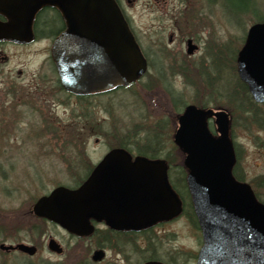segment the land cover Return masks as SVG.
Returning <instances> with one entry per match:
<instances>
[{"label": "water", "instance_id": "95a60500", "mask_svg": "<svg viewBox=\"0 0 264 264\" xmlns=\"http://www.w3.org/2000/svg\"><path fill=\"white\" fill-rule=\"evenodd\" d=\"M43 7L57 9L65 25L52 43L51 58L66 91L81 95L109 90L145 73L147 62L114 0H0L6 20L0 21V39L31 41L34 15ZM193 49L188 41L187 52ZM237 65L252 99L264 103V22L247 29ZM210 117L218 136L207 127ZM176 121L172 140L184 153L203 240L196 264H264V198L259 202L250 186L232 175L227 112L187 104ZM31 213L69 234L87 237L95 229L90 219L104 220L114 230H140L179 216L182 205L168 182L164 159L132 158L128 151L112 148L80 185L54 187L34 202ZM47 247L56 254L63 250L53 238ZM17 248L30 255L36 251L25 244ZM102 256L95 250L91 259Z\"/></svg>", "mask_w": 264, "mask_h": 264}, {"label": "rangeland", "instance_id": "374dc122", "mask_svg": "<svg viewBox=\"0 0 264 264\" xmlns=\"http://www.w3.org/2000/svg\"><path fill=\"white\" fill-rule=\"evenodd\" d=\"M225 3L226 0H216L211 7H208L206 3H199L201 15L197 19L185 16L179 25L181 28L179 39L182 35L201 34L206 42L202 45L206 46L201 48L200 55L187 62H168V59L158 54L162 61L148 62V70L138 82L127 88L107 92L99 100L94 99L95 105L97 101L99 103L94 107L93 118L90 113V121L93 119V123H96L99 118L100 126L98 130L89 129L96 132L86 137L85 145L74 141L85 140V137L80 136L81 132L85 136V131L77 129H54L49 135L45 134L46 136L42 135L39 138L32 131L8 133V145L0 146V153L3 150V156L0 155V240L2 237L4 242H9L31 236L28 235L29 230L32 229V225H35L39 229L31 234L35 235L39 248L34 259L41 264H80L82 259H89L96 245V237L86 239L73 237L54 224L37 221L30 214L29 209L39 196L48 193L53 187L74 186L72 179L78 174L75 172L82 171V175L85 174L88 167L96 164L103 154L117 143L115 136L119 138L128 130H132L135 124L141 126L143 134L144 127H151L160 120L166 122L165 132L168 136L164 140L163 151L170 154L173 159L169 168L171 180L178 177L179 170L183 168L179 164L182 154L172 141L173 132L177 126V111L169 102L167 89L178 93L185 101L184 104L198 100L197 102H204L208 106L215 104V108L229 110L232 118L230 136L236 148L238 160L236 167L238 169L245 167L248 179L264 171V160L260 157L261 148L263 151L264 146V126L258 124V118L259 123L264 124V118L260 119L264 116V110L257 108L256 117H254L252 114L248 115L228 108V102L223 96L213 95L215 99L210 100L208 88L201 77V70L204 71L205 80L206 71L216 76L217 73L214 70L218 68L223 72V79L230 80L228 75L232 72L228 57L239 50L249 25L254 22L249 14L239 15L233 22L226 14ZM244 5L252 7L259 17H264V0H254L252 4L245 0ZM228 7L234 9L237 6L233 0H229ZM127 10L131 27L144 52L151 56L150 59H158L152 55L151 46L153 45L149 40L150 36L155 35H150L151 32L148 30L152 23L150 15L142 10L141 3ZM208 13L209 15H204ZM55 22L53 28L57 30L60 24L57 20ZM179 39L177 42L180 41ZM163 42L166 43V37ZM210 48L215 55L218 54L219 49L220 55L223 54L227 58V64H224L223 68L219 66L220 62H216L217 57L213 60V64L209 62ZM171 49L168 50L175 52ZM222 74L217 75L216 78L222 77ZM221 80L222 78L218 79V81ZM224 85L223 82H219L217 87L224 89ZM214 100L215 103H213ZM59 112H62L60 108ZM214 127L216 130V126L211 125L212 129ZM130 146L134 149V145L130 144ZM132 152L136 154L134 150ZM252 179L253 185L257 186V179ZM261 191L262 189L257 190L260 199L264 196ZM184 200L186 205L188 199L185 193ZM185 210L176 219L137 235L136 241L142 249L138 250V247L135 254L131 255L132 260H136V264H140L150 254L155 256L154 259L158 258L167 263L195 264L196 254L201 245V236L198 227L191 223ZM49 236L61 244L63 248L61 255L51 253L47 249ZM22 258L18 257L10 264H31L26 258Z\"/></svg>", "mask_w": 264, "mask_h": 264}, {"label": "flooded vegetation", "instance_id": "af4514ba", "mask_svg": "<svg viewBox=\"0 0 264 264\" xmlns=\"http://www.w3.org/2000/svg\"><path fill=\"white\" fill-rule=\"evenodd\" d=\"M215 1L115 0L128 22L134 39L141 49L146 62H161L162 58L158 54L168 59V62H187V60L198 56L199 51L202 50L201 48L206 46L202 45V43L206 44L203 37L200 33H196L193 35H182L179 39V35H181L179 25L185 16L197 19L201 15L199 3H206L208 7H211L214 6ZM137 3L142 4V10L150 15L152 19L151 28L148 30L151 32L150 35H155L154 37L150 36L149 40L155 46H151V50H153L152 55L158 59H150L151 56L147 52H144L129 22L127 9H133ZM204 15H209V13ZM56 20L60 24L58 30L53 28ZM0 21H6L2 15H0ZM64 28L65 25L59 11L52 7H43L34 15L31 27V41L15 42L0 39V132H2L0 134V146L6 147L8 145V133L14 131H32L39 138L45 134L49 135L54 129L98 130L100 126L99 118L96 120V123H93V119L90 121V113L92 117L95 113L94 107L99 103L97 101L95 105L94 99L99 100L106 92L99 91L81 95L67 92L60 83L56 65L51 58L52 42ZM165 37L166 43L163 42ZM178 39L180 40L179 42H177ZM188 41L194 46L191 53L187 52ZM175 44L176 48L173 47ZM170 48H172L171 50H175V52H170L168 50ZM208 55L209 62H213L216 55L211 48ZM237 68V62H235V75L239 79ZM256 105L257 108L264 110V103H256ZM59 108L62 112H59ZM261 118H264V116ZM258 124L259 126H264V124L259 123V118ZM74 141L85 145L84 142L86 140L80 139ZM233 151L234 156L236 155L233 171L237 179L240 182L248 183L254 193L258 189H262L261 192L264 194V171L258 172L253 177H250L251 179H248L245 167L242 166L241 169L236 167L238 160L235 147H233ZM0 155L3 156V150ZM260 157L264 160V146L263 151L261 148ZM90 171H85V177ZM252 178L257 179V186L253 185ZM29 211H31V207ZM36 220L40 222L42 219ZM90 220L96 226L97 236L92 234L86 238H97L93 251L101 250L103 256L99 261H93L91 255L89 259H82L80 264H84L87 261H90L92 264H136V260L133 261L131 255L135 254L138 247L140 250L142 249V246L136 241L137 235L142 231L137 232L133 229L114 230L109 228L104 220ZM44 222L47 223L46 220ZM161 224L163 223L156 222L148 230ZM33 229L32 227L29 230L30 234L28 235L31 236L24 237L21 240L4 242L1 237L0 264H10V262L16 260L18 257L26 258L31 264H41L40 261L34 259V256L38 252L39 244L35 239V235H32L36 233L35 229ZM51 237L49 236L48 239ZM18 244L35 247L36 251L33 255H30L19 250L17 248ZM113 255L115 256L112 257Z\"/></svg>", "mask_w": 264, "mask_h": 264}, {"label": "trees", "instance_id": "16d2710c", "mask_svg": "<svg viewBox=\"0 0 264 264\" xmlns=\"http://www.w3.org/2000/svg\"><path fill=\"white\" fill-rule=\"evenodd\" d=\"M228 1L229 0H226V3H225L226 7L225 6L224 7H225L226 14L228 15L229 18H231V20L233 22H235L237 20V17L239 15L247 16L248 14L252 17L254 22H257V23L264 22V17H259L257 15L256 11L252 7H250L248 5H244L245 0H233L237 6L234 9H230L228 7ZM246 1H249L251 4L254 3V0H246ZM54 24H56V22ZM236 55H237V52L235 51L233 56L228 57L229 62H231L230 69L232 72V74H231L229 71L230 75H228V76H230V80H228V79L224 80L223 74H222L223 72L221 70H219L218 68L216 70H214L217 73L216 76L217 75L219 76L220 74H222V77L221 76L219 78L213 77L212 73H209L206 71L205 72L206 79L204 80V78H203L204 71L201 70V68H200L202 81L206 85V87L208 88L209 95L211 96L210 100L213 101V99H215L213 97V95L215 97H216V95H219V97L223 96V98L225 100H227V102H228V105H229V106H227L228 108L230 107V108H232L233 111H238L240 113H244V114H248V115L252 114V116L256 117L257 105L255 102H253V100L251 99V97L248 93V90H247L248 85L246 84V82L238 79L235 75ZM216 57H217L216 62H220L221 64H219V66H222V68H223L224 64H227V58L223 54L220 55L219 49H218V54L216 55ZM211 63L213 64L214 62H211ZM221 78H222V80L218 81V79H221ZM214 80H215V84H214ZM219 82H223L225 84L223 87L224 89H218L217 86H218ZM166 92H167L171 106L177 111L176 115H178L179 113L182 112L183 108L185 107V105H186V104H184L185 101H183L180 98L178 93H174L173 91L168 90V89L166 90ZM197 101H194L193 104H195L199 108H202V109H206L209 107L215 108V106H214L215 104L214 105L211 104V106H208L204 102L201 103V101H199V102H197ZM213 103H215V100ZM183 104H184V106H183ZM182 106H183V108L181 109ZM228 112H229V110H228ZM229 114H230V112H229ZM211 125H212V122L208 119L207 120L208 129H210V131H213V129L211 128ZM231 127H232V118H231ZM165 129H166V122L164 120H160L157 123H154L153 126H151V127H149V126L144 127L143 134H142L141 126L135 124V125H133L132 130H128L127 133H124L119 138H117L115 136V138L117 139V143L115 145H113L112 147L123 148L125 150L130 151V152H132V150H134L136 152V154H138L142 157L149 158V159L163 158L167 162L168 167L170 168L171 163L173 162V159L170 157V154L165 153L163 151L164 140H165L166 136H168V133L165 132ZM94 132H96V131H89L88 130V131H85V136H84L83 132L80 133V136H81V138L85 137V140H86L87 139L86 137L89 136L90 133H94ZM139 133H141V134L139 135ZM138 138H140V139H138ZM130 144L134 145V149H132ZM177 149H178V147H177ZM178 150L180 151V149H178ZM181 154H182V152H181ZM80 164L82 165L83 163L81 162ZM179 164L183 166L184 170H183V168L181 170H179L180 175L178 177H176L174 180H171V178H170L171 175L169 173L170 169L168 168V181H169L172 189L178 195V197L182 203V206H183V211L186 209L185 211H186V213H188L189 218L191 219V223L198 227L195 211H194L190 196L188 194L187 170L185 169L182 160L179 162ZM88 168L87 169L85 168L86 172H88L91 169V167H88ZM81 172H78V171L75 172L78 174L80 173L81 175L77 174V176L73 177L72 181L75 183L74 186H77L78 184H80L84 180L85 176L82 175ZM233 175L237 179V176H236L234 171H233ZM74 186H72V187H74ZM184 193L186 194L187 199H188V203L186 205H185V200H184ZM255 194L257 197H259V194L256 191H255ZM186 206L188 208H185ZM40 222L45 223L44 220H41ZM32 227L35 230L39 229L38 226H35V225H32ZM42 231L43 230L41 229V232ZM94 236H97V231H95ZM138 250H140V249H138ZM147 258L153 259V258H155V256L150 254L147 256ZM84 264H92V263L90 261H87Z\"/></svg>", "mask_w": 264, "mask_h": 264}]
</instances>
